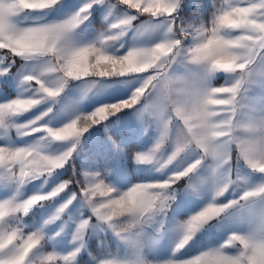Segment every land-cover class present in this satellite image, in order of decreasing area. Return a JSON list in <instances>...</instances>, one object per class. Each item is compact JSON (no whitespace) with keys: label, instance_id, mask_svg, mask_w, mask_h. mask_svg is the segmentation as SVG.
<instances>
[{"label":"snow or ice","instance_id":"obj_1","mask_svg":"<svg viewBox=\"0 0 264 264\" xmlns=\"http://www.w3.org/2000/svg\"><path fill=\"white\" fill-rule=\"evenodd\" d=\"M0 86V264H264V0H0Z\"/></svg>","mask_w":264,"mask_h":264},{"label":"rangeland","instance_id":"obj_2","mask_svg":"<svg viewBox=\"0 0 264 264\" xmlns=\"http://www.w3.org/2000/svg\"><path fill=\"white\" fill-rule=\"evenodd\" d=\"M223 82V81H222ZM114 88L123 87L122 85H113ZM0 89L7 92L8 89L4 88L3 86H0ZM113 88H106L103 89L102 92L98 95L101 97L104 93L112 92ZM95 98V97H93ZM84 103H87V101H84ZM91 110V109H87ZM119 115V114H118ZM114 119V118H113ZM133 120V123L129 127H125L123 137L127 141V147L125 148V151L129 153V157L124 160L121 159L120 165L122 168V174L123 177H126L131 183L140 182L142 178L147 177H154L158 175L156 173L155 169L150 165H138L133 162L131 159V153L140 151L143 148L150 146L152 143V140L154 136L156 135L155 126H151L148 128L147 131H145L144 127L140 125L139 121H135L134 118H126ZM117 127H120L119 124H117ZM96 129L99 130V133L101 135V139H103V128L99 125L96 126ZM93 131V130H90ZM116 139L117 137H113ZM130 186V184H126L125 187ZM193 205L189 204L187 207H192ZM182 217H177V219H180ZM165 241H161V243H164ZM95 244H93V247ZM192 254H195L193 252Z\"/></svg>","mask_w":264,"mask_h":264},{"label":"crops","instance_id":"obj_3","mask_svg":"<svg viewBox=\"0 0 264 264\" xmlns=\"http://www.w3.org/2000/svg\"><path fill=\"white\" fill-rule=\"evenodd\" d=\"M222 81H223L222 79L218 80L217 85L222 84L223 83Z\"/></svg>","mask_w":264,"mask_h":264}]
</instances>
